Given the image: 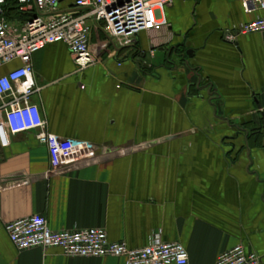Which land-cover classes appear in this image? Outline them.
Wrapping results in <instances>:
<instances>
[{"label": "crops", "instance_id": "crops-1", "mask_svg": "<svg viewBox=\"0 0 264 264\" xmlns=\"http://www.w3.org/2000/svg\"><path fill=\"white\" fill-rule=\"evenodd\" d=\"M242 1L174 0L162 10L167 25L118 50L102 49L94 26L98 60L85 68L64 42L34 53L32 101L61 153L54 164L34 131L10 136L0 150V219L104 227L131 248L158 233L186 247L188 264H215L243 244L264 264V32H236L264 9L246 12ZM0 264L125 260L19 250L2 229Z\"/></svg>", "mask_w": 264, "mask_h": 264}, {"label": "built area", "instance_id": "built-area-1", "mask_svg": "<svg viewBox=\"0 0 264 264\" xmlns=\"http://www.w3.org/2000/svg\"><path fill=\"white\" fill-rule=\"evenodd\" d=\"M22 11H32L27 20L8 18L0 0V68L19 59L21 64L0 74V150L10 144V136L34 131L37 140L49 147L53 162L59 160L62 141L47 130V122L32 96L40 90L33 72V55L48 44L64 42L78 66L97 62L91 48L94 26L105 33L102 49L132 46L142 31L161 30L167 25L162 15L174 0H16ZM246 12L264 9V0H243ZM238 33L264 32V16L244 22ZM12 243L19 249L60 247L73 257H122L125 264H188L189 253L179 242H166L152 234L148 245L131 248L125 241H111L104 227L53 230L47 217L34 214L10 222L0 219ZM215 264H261V256L243 244L220 253Z\"/></svg>", "mask_w": 264, "mask_h": 264}, {"label": "trees", "instance_id": "trees-1", "mask_svg": "<svg viewBox=\"0 0 264 264\" xmlns=\"http://www.w3.org/2000/svg\"><path fill=\"white\" fill-rule=\"evenodd\" d=\"M3 6L8 18L11 20H27L33 16V12L31 10L22 11L16 0H5V4Z\"/></svg>", "mask_w": 264, "mask_h": 264}, {"label": "water", "instance_id": "water-1", "mask_svg": "<svg viewBox=\"0 0 264 264\" xmlns=\"http://www.w3.org/2000/svg\"><path fill=\"white\" fill-rule=\"evenodd\" d=\"M190 51H188L187 53L189 54Z\"/></svg>", "mask_w": 264, "mask_h": 264}]
</instances>
